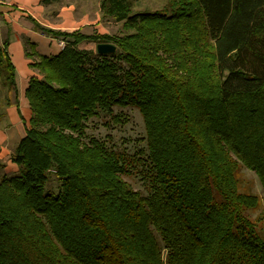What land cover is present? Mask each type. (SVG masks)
I'll return each instance as SVG.
<instances>
[{
    "label": "trees",
    "instance_id": "16d2710c",
    "mask_svg": "<svg viewBox=\"0 0 264 264\" xmlns=\"http://www.w3.org/2000/svg\"><path fill=\"white\" fill-rule=\"evenodd\" d=\"M101 10L135 31L45 28L65 45L33 63L18 171L8 176L0 159V264H264V235L247 215L260 198L240 190L239 173L254 171L264 190V0L138 13L130 0H101ZM92 40L119 50L81 47ZM1 70L3 105H18L0 45ZM115 105L140 110L145 156L84 142L86 121ZM138 164L148 195L123 176Z\"/></svg>",
    "mask_w": 264,
    "mask_h": 264
},
{
    "label": "crops",
    "instance_id": "0c3cea01",
    "mask_svg": "<svg viewBox=\"0 0 264 264\" xmlns=\"http://www.w3.org/2000/svg\"><path fill=\"white\" fill-rule=\"evenodd\" d=\"M75 10L71 7L56 9L53 3L46 5L42 0H0V45L6 47L13 63L19 99L18 105H3L7 95V87L3 86L0 92V113L3 111L0 114V159L7 174L18 171L13 161L14 148L26 136L33 114L26 96L31 77L39 75L33 63L41 56L59 54L65 45L61 37L48 33L45 28L80 30L81 22L74 18Z\"/></svg>",
    "mask_w": 264,
    "mask_h": 264
},
{
    "label": "rangeland",
    "instance_id": "374dc122",
    "mask_svg": "<svg viewBox=\"0 0 264 264\" xmlns=\"http://www.w3.org/2000/svg\"><path fill=\"white\" fill-rule=\"evenodd\" d=\"M176 1L181 2L182 0H130L131 11L132 13L158 10L171 12V8ZM52 3L56 9H62L63 7L76 8L77 11L75 10L74 18L80 20V30L83 33L110 35L116 38L135 31V29L127 28L124 21L116 20L112 16H104L101 10V0H56L49 4ZM175 6L177 7V4ZM71 19L73 18L71 17ZM99 42L98 40L85 41L81 47L97 52V44ZM115 44L117 45V43ZM118 50L119 46L117 45ZM114 60L118 61L117 58H114ZM5 77L6 72L1 70L0 92L3 89ZM86 125L87 128L83 137L84 142H88L90 138H98L117 151L125 152L128 155H136L137 158L146 149L145 124L143 116L136 106L115 105L112 113L101 112L86 121ZM143 155L145 156V154ZM140 167L141 164H138L132 169V174L123 176L134 189L139 190L143 195H148L149 189L139 172ZM239 173L241 180L240 190L242 192L255 193L260 198L261 204L253 210H248L247 215L256 219L259 223L260 232L264 235V190L258 175L245 166L241 167ZM7 175L10 176L12 174ZM58 186V180L52 176L47 188L52 192H56L58 191Z\"/></svg>",
    "mask_w": 264,
    "mask_h": 264
},
{
    "label": "water",
    "instance_id": "95a60500",
    "mask_svg": "<svg viewBox=\"0 0 264 264\" xmlns=\"http://www.w3.org/2000/svg\"><path fill=\"white\" fill-rule=\"evenodd\" d=\"M117 46L111 42H99L97 44V52L100 54H111L115 53Z\"/></svg>",
    "mask_w": 264,
    "mask_h": 264
},
{
    "label": "built area",
    "instance_id": "2783aa9c",
    "mask_svg": "<svg viewBox=\"0 0 264 264\" xmlns=\"http://www.w3.org/2000/svg\"><path fill=\"white\" fill-rule=\"evenodd\" d=\"M61 44L64 45V42H62Z\"/></svg>",
    "mask_w": 264,
    "mask_h": 264
}]
</instances>
